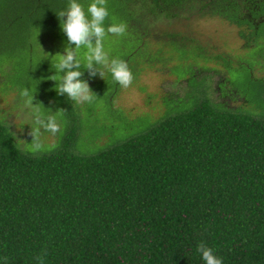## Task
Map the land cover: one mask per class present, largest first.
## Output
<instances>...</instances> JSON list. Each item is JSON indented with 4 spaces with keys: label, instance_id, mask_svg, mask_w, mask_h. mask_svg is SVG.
I'll list each match as a JSON object with an SVG mask.
<instances>
[{
    "label": "trees",
    "instance_id": "obj_1",
    "mask_svg": "<svg viewBox=\"0 0 264 264\" xmlns=\"http://www.w3.org/2000/svg\"><path fill=\"white\" fill-rule=\"evenodd\" d=\"M67 6L0 0V91L16 108L27 88L34 104L65 110L62 135L41 129L36 152L31 129L0 117V264H205L201 241L222 264H264V0H107L105 29L127 25L106 35L110 58L133 82L158 66L184 84L156 119L114 109L120 86L100 66L102 78L81 68L97 97L83 104L40 75L56 74L43 44L63 53ZM204 18L233 27L241 53L204 45L190 30Z\"/></svg>",
    "mask_w": 264,
    "mask_h": 264
},
{
    "label": "clouds",
    "instance_id": "obj_2",
    "mask_svg": "<svg viewBox=\"0 0 264 264\" xmlns=\"http://www.w3.org/2000/svg\"><path fill=\"white\" fill-rule=\"evenodd\" d=\"M56 16L60 20L61 31L67 38L63 53H57L54 56L57 58L56 74L49 77L55 82V91L58 94L78 104L92 102L97 97L90 89L88 82L82 79L84 71H81V68L87 71L89 77L99 74L102 78L104 73L97 66L106 69L122 88L127 89L131 86L134 77L127 62L119 58H110L104 50L103 41L107 34L119 37L124 36L127 30V25L123 22L112 23L105 29L104 21L109 16L107 0H92L86 10L77 0H68L66 10L59 11ZM81 49H84L82 58L80 57ZM34 93L35 90L33 92L27 88L20 91L25 107L31 109L34 124L29 133L32 137L31 144L20 142L27 145L32 152L42 148L39 142L41 129L49 132L53 137H56L58 133L62 135L58 117L65 112L59 109L53 114L50 110H45L41 104H34ZM55 146L54 144L53 147ZM196 252L201 255L205 264H222V259L218 258L213 249L203 241L197 244Z\"/></svg>",
    "mask_w": 264,
    "mask_h": 264
},
{
    "label": "rangeland",
    "instance_id": "obj_3",
    "mask_svg": "<svg viewBox=\"0 0 264 264\" xmlns=\"http://www.w3.org/2000/svg\"><path fill=\"white\" fill-rule=\"evenodd\" d=\"M190 30L204 45L212 47L215 53L227 52L233 55L241 53V43L236 37V30L223 21L216 18L199 19L191 24ZM43 46L49 53L56 55L51 40L47 39ZM155 67L152 69L145 67L129 88L120 86L113 100V108L121 109L131 115L148 114L153 119L159 117L162 112V98L166 94H182L184 84H178L174 75L163 74ZM40 75L50 77L49 73H40ZM0 92V117L11 126V130L15 133H29L28 129L31 127L27 128V122L31 119L22 111L25 106L17 108L13 106L15 93L6 95L4 91ZM47 137L45 143L50 145L52 137L50 135Z\"/></svg>",
    "mask_w": 264,
    "mask_h": 264
}]
</instances>
